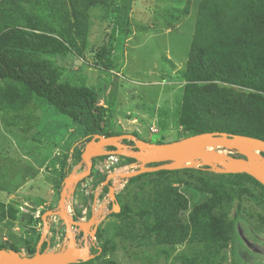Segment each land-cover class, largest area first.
<instances>
[{"label": "trees", "instance_id": "obj_1", "mask_svg": "<svg viewBox=\"0 0 264 264\" xmlns=\"http://www.w3.org/2000/svg\"><path fill=\"white\" fill-rule=\"evenodd\" d=\"M114 1L0 0V122L3 127L8 131L14 127L23 133L30 131L38 121L34 114L36 108L44 101L55 113L77 124L84 138L60 159L57 191L71 171L68 153L77 164L84 144L92 135L122 133L105 131L106 108L99 104L97 91L61 80L60 67L46 57L84 54L90 9L109 8ZM195 2V29L183 72L177 120L180 138L216 131L264 140V0ZM187 9L188 5L183 11ZM96 44L91 50L94 59L101 63L108 45L99 41ZM130 134L148 141L136 132ZM124 143L132 142L124 140ZM102 158H93L92 163ZM132 162L134 159L121 157L120 165ZM94 173L97 174L95 183L104 181L106 174L94 171V165L87 178ZM123 181V189L115 193L120 211L108 214L97 226L95 238L99 246L91 248L93 254L98 252L97 256L75 264H91L112 253L115 238L123 247L131 244L145 253L152 249L155 258H171V264H222V252L231 240L241 195L255 198L250 190L253 185L264 197V186L250 175L218 174L209 171L207 166L145 172ZM174 182L180 185H173ZM182 189L192 191L191 199ZM105 191L108 184L103 186ZM235 199L238 202L230 217ZM185 212L182 219L181 214ZM89 214L87 211V217ZM28 216V222L41 221L40 216L36 220ZM77 216L81 217L80 213L73 218L77 220ZM21 219L13 204L0 201L1 227L10 231L15 221ZM31 231L25 240L26 255L34 253L40 236L34 228ZM53 245L54 239L49 238L42 243L40 251ZM176 245L184 248L176 251ZM0 249L20 252L13 244H0ZM142 260V264L150 263Z\"/></svg>", "mask_w": 264, "mask_h": 264}, {"label": "rangeland", "instance_id": "obj_2", "mask_svg": "<svg viewBox=\"0 0 264 264\" xmlns=\"http://www.w3.org/2000/svg\"><path fill=\"white\" fill-rule=\"evenodd\" d=\"M195 1L115 0L109 8L93 7L84 54L45 57L60 67L61 80L97 91L99 104L106 108L105 131L112 134L136 132L150 142L178 140L182 137L177 120L183 72L195 29ZM186 5L187 12L183 11ZM97 41L108 45L101 63L94 59L91 50L95 49ZM34 114L38 121L26 133L17 127L8 131L0 122V201L13 204L18 217L22 218L15 221L10 231L0 226V244L16 245L23 253L31 228L39 233L43 228L41 217V221L32 223L27 221L28 215L36 220L43 212L56 207L60 191H57L60 159L84 139L77 124L55 113L44 101ZM69 153L67 161L71 171H79L80 162L73 163ZM95 164L94 161L91 166L92 169L94 165V171ZM126 168L127 164H119L113 169L117 175ZM113 169L102 171V174L107 175ZM96 176L94 173L91 178L85 177L76 185L67 203L70 214L80 213L85 217V211L91 210L97 217L110 209L112 202L106 191L103 192V181L95 183ZM120 183L122 185L116 186L115 193L123 189L124 182ZM61 184L62 181L60 188ZM107 184L111 186V183ZM177 184L180 185L177 182L173 185ZM250 190L255 198L241 195L235 228L222 252V264H264V203L261 202L264 197L257 187L250 185ZM182 191L191 199L192 191ZM237 202L235 199L232 204L230 217ZM185 215L186 212L182 213L181 218ZM106 216L108 214L99 223L104 222ZM47 221L49 229L45 241L49 238L55 241V245L47 249H58L63 241L64 225L57 217L47 218ZM115 241L112 253L91 264H142V259L148 260V264H171V258H155L152 249L145 253L140 247L131 244L123 247L117 238ZM88 244L95 249L99 246L96 238L88 240ZM182 248L183 245H176L175 250Z\"/></svg>", "mask_w": 264, "mask_h": 264}, {"label": "water", "instance_id": "obj_3", "mask_svg": "<svg viewBox=\"0 0 264 264\" xmlns=\"http://www.w3.org/2000/svg\"><path fill=\"white\" fill-rule=\"evenodd\" d=\"M124 140H129L132 144H126ZM108 147L112 149H106ZM261 153L264 154V140L226 132H202L162 143L144 141L127 133L110 136L94 134L84 144L80 154L81 169L70 171L63 178L56 207L41 214L43 228L34 253L26 255L21 251L0 249V264H75L88 261L98 254L90 251L88 240L95 238L98 223L105 214L117 213L120 210L115 188L120 182H124L125 178L145 172L207 166L209 171L218 174H248L264 186V156ZM109 154L131 158L135 162L128 163L126 170L117 172V175L114 170L105 176L103 186L112 180L107 192L112 202L108 211L97 217L92 215L88 220H74L67 210V203L76 184L89 176L93 158ZM150 163L157 164L147 166ZM131 168L133 170H129ZM49 216H56L62 221L63 241L58 249L46 248L40 251L49 229ZM78 231L83 233L81 244L76 239Z\"/></svg>", "mask_w": 264, "mask_h": 264}, {"label": "built area", "instance_id": "obj_4", "mask_svg": "<svg viewBox=\"0 0 264 264\" xmlns=\"http://www.w3.org/2000/svg\"><path fill=\"white\" fill-rule=\"evenodd\" d=\"M152 132L155 131V129L150 128ZM121 162V156L118 155H108L104 157V159H99L98 163L96 160L95 169L99 170L100 172L107 171L108 169L114 168L115 166L119 165ZM91 178V177H89Z\"/></svg>", "mask_w": 264, "mask_h": 264}, {"label": "flooded vegetation", "instance_id": "obj_5", "mask_svg": "<svg viewBox=\"0 0 264 264\" xmlns=\"http://www.w3.org/2000/svg\"><path fill=\"white\" fill-rule=\"evenodd\" d=\"M131 144H132V143H131ZM131 144H128V145H131ZM108 148H109V147H108ZM108 148H106V149H108ZM109 155H114V154H109ZM107 156H108V155H107ZM99 157H100V156H99ZM95 162H96V161H95ZM137 165H138V164H137ZM137 165H136V166H137ZM90 172H91V171H90ZM109 182H110L111 185H112V180H109ZM78 183H80V182H78ZM78 183H77V184H78ZM81 183H82V182H81ZM77 184H76V185H77ZM102 188H103V187H102ZM107 192H108V191H107ZM106 194H107V193H106ZM108 200H109V199H108ZM110 208H111V207H110ZM93 212H94V211H91V210H90L89 217H87V211H85V214H86L85 217H82V216H81V217H78V216H77V218H78V219L81 218L82 220H88V219L93 215ZM71 215H72V217H76V213H72ZM100 215H101V214H98V216H100ZM50 217H52V216H49L48 219H49ZM54 217H56V216H54ZM57 218H58V217H57ZM58 219H59V218H58ZM73 219H74V218H73ZM74 220H75V219H74ZM96 230H97V228H96ZM95 234H96V232H95ZM82 236H83V233H82V232H79V231H78V232L76 233V239H77V242H78L79 244L82 243V241H80ZM92 247H94V245H92ZM90 248H91V247H90ZM90 251H91V249H90Z\"/></svg>", "mask_w": 264, "mask_h": 264}, {"label": "clouds", "instance_id": "obj_6", "mask_svg": "<svg viewBox=\"0 0 264 264\" xmlns=\"http://www.w3.org/2000/svg\"><path fill=\"white\" fill-rule=\"evenodd\" d=\"M104 157H106V156H104ZM122 157V156H121ZM121 163V162H120ZM93 164V163H92ZM113 169V168H112ZM114 170V169H113Z\"/></svg>", "mask_w": 264, "mask_h": 264}]
</instances>
